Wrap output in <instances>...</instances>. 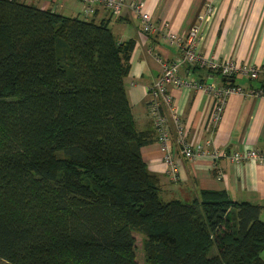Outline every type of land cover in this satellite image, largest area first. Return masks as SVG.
Here are the masks:
<instances>
[{"label":"trees","instance_id":"1","mask_svg":"<svg viewBox=\"0 0 264 264\" xmlns=\"http://www.w3.org/2000/svg\"><path fill=\"white\" fill-rule=\"evenodd\" d=\"M133 45L0 0V264H139L134 232L143 264H264L261 206L161 198L123 85Z\"/></svg>","mask_w":264,"mask_h":264},{"label":"crops","instance_id":"2","mask_svg":"<svg viewBox=\"0 0 264 264\" xmlns=\"http://www.w3.org/2000/svg\"><path fill=\"white\" fill-rule=\"evenodd\" d=\"M18 1L64 16L104 23L116 41H134L123 85L135 128L151 133V141L141 147L140 154L149 173L158 179L164 201L187 202L201 190L224 191L232 200L259 205L264 211V163L233 164L212 156L233 149H254L264 156V0H121L118 14H111L97 3L90 16H85V5L79 0ZM135 2L142 3V11L153 25L146 35L141 18L132 7ZM193 26H199L201 31L197 50L202 57L252 68L257 76L249 79L242 72L234 74L232 82L240 91L225 97L220 120L210 128L205 127L211 104L209 94L167 87L184 140L200 145L204 151L193 159L177 153V134L169 110L163 106L168 151L177 167L173 178L152 126L147 91L163 64L179 57V48L170 43L168 34L184 36ZM178 75L200 82L209 77L217 87L224 86L221 76L208 73L206 68L184 65Z\"/></svg>","mask_w":264,"mask_h":264},{"label":"built area","instance_id":"3","mask_svg":"<svg viewBox=\"0 0 264 264\" xmlns=\"http://www.w3.org/2000/svg\"><path fill=\"white\" fill-rule=\"evenodd\" d=\"M79 1L85 5V16L92 15L94 6L97 3H101L111 12V14L114 15L118 14L122 5L121 0ZM132 7L141 18L143 34L146 35L151 32L153 30V25L149 21V15L142 11V3L135 2ZM200 37L201 31L199 26L191 27L188 33L184 36H177L171 33L168 34L170 43L179 48V57L177 60L163 64L159 75L153 79L147 91L152 126L157 132V141L160 145L161 151L163 152V159L167 163L169 173L173 178H175L177 174V167L174 162L172 152L168 151L167 144L169 141V133L165 127V116L161 111L163 106L168 108L175 133L177 134V138L175 137L177 153L185 159H193L194 157L203 154L204 151H202L200 145L197 144L193 146L184 140L178 118L175 115V110L171 107L170 98L166 93L167 87L173 86L179 89L203 91L210 95L211 104L205 121L206 128L214 127L219 122L225 103V97L231 92L240 91V88L235 86L227 87L224 85L217 87L213 82H211L208 76L204 82L194 79H184L178 75L180 67L184 65H192L200 68H206L208 73H216L217 75L225 78L233 76L237 72L244 73V75L249 79H254L257 76L256 71L252 68H238L229 62L220 63L218 61L202 57L197 50ZM212 156L214 158H225L233 164H238L242 161H257L259 163H264V156L262 153L254 149H243L241 151L233 149L229 152H215Z\"/></svg>","mask_w":264,"mask_h":264},{"label":"rangeland","instance_id":"4","mask_svg":"<svg viewBox=\"0 0 264 264\" xmlns=\"http://www.w3.org/2000/svg\"><path fill=\"white\" fill-rule=\"evenodd\" d=\"M187 202H189V201H187ZM260 220H262L264 222V211H261ZM133 235L135 238V245H134L135 246V249H134L135 260L137 261V263L143 264L144 263V253H143V247H142L143 236L139 233H136V232H134ZM261 255L264 258V251Z\"/></svg>","mask_w":264,"mask_h":264}]
</instances>
